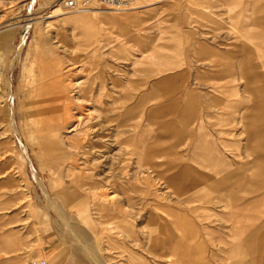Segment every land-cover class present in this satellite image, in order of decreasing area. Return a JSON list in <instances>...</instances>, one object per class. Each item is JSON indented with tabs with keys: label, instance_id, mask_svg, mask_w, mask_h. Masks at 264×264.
Listing matches in <instances>:
<instances>
[{
	"label": "rangeland",
	"instance_id": "rangeland-1",
	"mask_svg": "<svg viewBox=\"0 0 264 264\" xmlns=\"http://www.w3.org/2000/svg\"><path fill=\"white\" fill-rule=\"evenodd\" d=\"M62 2L0 0V223L12 254L264 264V185L263 216L247 228L254 255L247 232L230 237L233 210L215 188L223 163L233 176L223 197L246 192L264 166V0L82 12Z\"/></svg>",
	"mask_w": 264,
	"mask_h": 264
},
{
	"label": "bare ground",
	"instance_id": "bare-ground-1",
	"mask_svg": "<svg viewBox=\"0 0 264 264\" xmlns=\"http://www.w3.org/2000/svg\"><path fill=\"white\" fill-rule=\"evenodd\" d=\"M54 85H55L56 93L58 94L59 98L65 102V104L63 103V107L66 112V115H69L68 111H66V105L69 104L68 103L69 101L67 100L69 99V93L72 91L71 86L70 84L65 83L64 80L60 78V74L57 78L54 79ZM256 103L258 104V102ZM258 129L259 130L256 132V134L250 135V140L248 139L249 140L248 144H251L254 141H258L260 139L262 134L260 131V126ZM225 169L227 170L226 172ZM244 169L246 170L245 166ZM230 173H232V171L229 170L226 166L224 167V163L217 168V175L220 176V180H217L215 182L216 194L218 196V200L223 202L226 208H228L229 210L230 209L233 210V211L231 210L233 212L231 216L234 217L235 224L230 230V237L232 239H239V237L242 236V234L244 235L247 232V237H248L247 243L250 246L249 247L250 254L254 255L256 251L255 247L257 246L256 240L258 236L256 237L255 235H253L252 230L251 232L250 230L247 231V228L249 226V228L251 229V226L255 224V219L263 216L262 214L261 216L259 215L261 213V209L263 208V207L261 208L263 204L260 202V200H262L261 189L263 188L264 185V166L260 164L254 165V167L249 172L250 173L249 176L247 177L246 184L248 186V190L246 192L244 191L243 194L257 195L251 198V201L253 202L252 204L251 203L246 204L244 202L245 199L243 194H241L240 196L227 195L223 197L224 191L225 189H227V187H229V182L233 177V176H229ZM226 176H228V178H226ZM256 198L258 200H256ZM234 231H236L237 234Z\"/></svg>",
	"mask_w": 264,
	"mask_h": 264
},
{
	"label": "built area",
	"instance_id": "built-area-1",
	"mask_svg": "<svg viewBox=\"0 0 264 264\" xmlns=\"http://www.w3.org/2000/svg\"><path fill=\"white\" fill-rule=\"evenodd\" d=\"M63 8L68 12L86 11L92 6H102L105 8L125 10L135 8L137 0H63ZM28 264H50L45 258H39Z\"/></svg>",
	"mask_w": 264,
	"mask_h": 264
},
{
	"label": "crops",
	"instance_id": "crops-1",
	"mask_svg": "<svg viewBox=\"0 0 264 264\" xmlns=\"http://www.w3.org/2000/svg\"><path fill=\"white\" fill-rule=\"evenodd\" d=\"M219 55V52H218ZM190 96H194V94H190ZM191 126H189L187 133L190 134L191 132H194L196 130L197 132V128L198 125L196 127L190 128ZM16 247V240L15 238H13L12 236V232L10 230H8V227L4 228L2 230L1 228V223H0V264H3V262L9 261V263L12 264H21L23 261H25L27 259L28 256V249L26 251H21L16 253V254H12V248ZM35 252H38V250H35ZM33 253V252H32Z\"/></svg>",
	"mask_w": 264,
	"mask_h": 264
}]
</instances>
